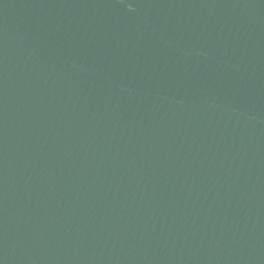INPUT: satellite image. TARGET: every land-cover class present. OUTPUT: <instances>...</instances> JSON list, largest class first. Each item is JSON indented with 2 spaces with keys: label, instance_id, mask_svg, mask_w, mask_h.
Returning <instances> with one entry per match:
<instances>
[{
  "label": "water",
  "instance_id": "95a60500",
  "mask_svg": "<svg viewBox=\"0 0 264 264\" xmlns=\"http://www.w3.org/2000/svg\"><path fill=\"white\" fill-rule=\"evenodd\" d=\"M0 264H264V0H0Z\"/></svg>",
  "mask_w": 264,
  "mask_h": 264
}]
</instances>
